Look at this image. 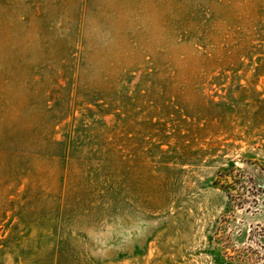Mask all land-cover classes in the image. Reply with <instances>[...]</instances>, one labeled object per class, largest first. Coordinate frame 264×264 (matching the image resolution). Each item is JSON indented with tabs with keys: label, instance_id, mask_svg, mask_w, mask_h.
<instances>
[{
	"label": "rangeland",
	"instance_id": "1",
	"mask_svg": "<svg viewBox=\"0 0 264 264\" xmlns=\"http://www.w3.org/2000/svg\"><path fill=\"white\" fill-rule=\"evenodd\" d=\"M0 264H264V0H0Z\"/></svg>",
	"mask_w": 264,
	"mask_h": 264
}]
</instances>
